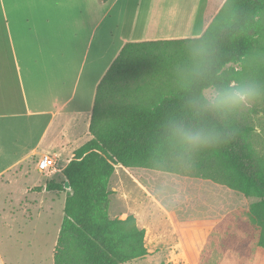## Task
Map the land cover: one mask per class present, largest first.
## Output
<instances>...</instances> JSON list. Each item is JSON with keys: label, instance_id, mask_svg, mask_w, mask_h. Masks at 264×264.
<instances>
[{"label": "trees", "instance_id": "1", "mask_svg": "<svg viewBox=\"0 0 264 264\" xmlns=\"http://www.w3.org/2000/svg\"><path fill=\"white\" fill-rule=\"evenodd\" d=\"M263 17L264 0H227L200 37L123 47L97 87L92 139L62 171L71 188L54 264H127L148 254L146 230L136 218L109 215V184L118 165L210 180L256 199L247 214L264 251V121L252 124L242 108L220 114L199 103L209 90L239 85V68L246 69L256 47L264 53ZM201 44L211 56L197 54ZM255 84L264 87V59ZM177 126L213 127L225 137L192 152ZM65 181L48 182L46 190L66 191Z\"/></svg>", "mask_w": 264, "mask_h": 264}, {"label": "crops", "instance_id": "2", "mask_svg": "<svg viewBox=\"0 0 264 264\" xmlns=\"http://www.w3.org/2000/svg\"><path fill=\"white\" fill-rule=\"evenodd\" d=\"M226 1L0 0V182L13 184L16 169L30 159L37 169L48 154L62 170L57 163V171L47 175L64 177L74 152L92 139L97 87L123 47L200 37ZM209 4L219 8L213 11ZM46 185L25 187L23 193L48 192ZM65 190L50 192L67 198L70 189ZM21 211L31 224L41 216L42 203H27ZM17 212L10 214L16 219ZM1 242L0 264H8Z\"/></svg>", "mask_w": 264, "mask_h": 264}, {"label": "rangeland", "instance_id": "3", "mask_svg": "<svg viewBox=\"0 0 264 264\" xmlns=\"http://www.w3.org/2000/svg\"><path fill=\"white\" fill-rule=\"evenodd\" d=\"M209 7L216 11L219 4ZM213 11L208 17H213ZM169 53L166 49L165 54ZM261 59L264 53L256 47L246 69L239 68L240 84L255 83ZM212 94L210 90L206 92ZM121 101L128 104L132 100ZM241 108L246 119L260 124L264 121V94ZM58 169L62 170L60 161ZM15 172L19 175L13 184L0 182V239L5 259L8 264H54L57 229L63 219L66 195L50 191L26 195L23 190L40 185L43 188L48 181L64 177L61 173L54 178L39 173L32 159ZM109 190L110 217L123 219L133 215L139 227L146 230L148 254L127 264H264V251L256 246L259 230L247 214L257 201L254 198H245L210 180L120 165L115 168ZM35 200L42 203L41 216H35L31 224L27 220L24 223L21 210ZM13 209L18 211L16 219L10 214ZM28 209L34 212L33 207Z\"/></svg>", "mask_w": 264, "mask_h": 264}, {"label": "clouds", "instance_id": "4", "mask_svg": "<svg viewBox=\"0 0 264 264\" xmlns=\"http://www.w3.org/2000/svg\"><path fill=\"white\" fill-rule=\"evenodd\" d=\"M194 50L197 54L211 56V49L207 45H197ZM262 94H264V87L261 85L241 83L236 86L229 85L218 89L211 96L205 95L199 103L209 110L227 114L246 106ZM176 133L179 135L182 145L192 152L218 144L225 137L223 132L213 127L189 128L177 126Z\"/></svg>", "mask_w": 264, "mask_h": 264}, {"label": "built area", "instance_id": "5", "mask_svg": "<svg viewBox=\"0 0 264 264\" xmlns=\"http://www.w3.org/2000/svg\"><path fill=\"white\" fill-rule=\"evenodd\" d=\"M58 160L52 155H43L37 162V170L40 173L53 174L57 171Z\"/></svg>", "mask_w": 264, "mask_h": 264}, {"label": "water", "instance_id": "6", "mask_svg": "<svg viewBox=\"0 0 264 264\" xmlns=\"http://www.w3.org/2000/svg\"><path fill=\"white\" fill-rule=\"evenodd\" d=\"M64 188L67 189V190H69V189L71 188V187H70V183H69L68 180L65 181V183H64Z\"/></svg>", "mask_w": 264, "mask_h": 264}]
</instances>
